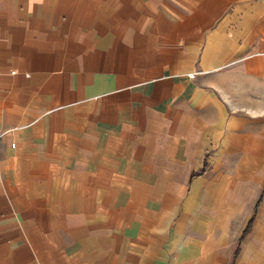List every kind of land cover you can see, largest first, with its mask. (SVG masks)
I'll return each mask as SVG.
<instances>
[{
  "label": "crops",
  "instance_id": "obj_1",
  "mask_svg": "<svg viewBox=\"0 0 264 264\" xmlns=\"http://www.w3.org/2000/svg\"><path fill=\"white\" fill-rule=\"evenodd\" d=\"M232 259L264 264V0H0V264Z\"/></svg>",
  "mask_w": 264,
  "mask_h": 264
},
{
  "label": "trees",
  "instance_id": "obj_2",
  "mask_svg": "<svg viewBox=\"0 0 264 264\" xmlns=\"http://www.w3.org/2000/svg\"><path fill=\"white\" fill-rule=\"evenodd\" d=\"M236 252H237V246H236V249L234 250V257L233 258H235ZM230 264H233V259H232Z\"/></svg>",
  "mask_w": 264,
  "mask_h": 264
}]
</instances>
